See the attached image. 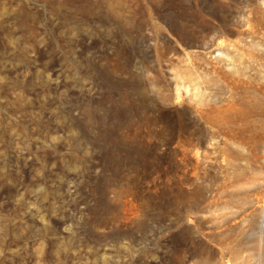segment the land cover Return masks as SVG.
Instances as JSON below:
<instances>
[{"label": "rangeland", "instance_id": "1", "mask_svg": "<svg viewBox=\"0 0 264 264\" xmlns=\"http://www.w3.org/2000/svg\"><path fill=\"white\" fill-rule=\"evenodd\" d=\"M4 187L0 264H264V0H0Z\"/></svg>", "mask_w": 264, "mask_h": 264}, {"label": "trees", "instance_id": "2", "mask_svg": "<svg viewBox=\"0 0 264 264\" xmlns=\"http://www.w3.org/2000/svg\"><path fill=\"white\" fill-rule=\"evenodd\" d=\"M14 180H17L16 182L19 183L17 177H13ZM4 182V180H2ZM14 188L7 189V187H4L3 189L0 190V202L2 201L3 203L7 204L10 201H12V194H13Z\"/></svg>", "mask_w": 264, "mask_h": 264}]
</instances>
